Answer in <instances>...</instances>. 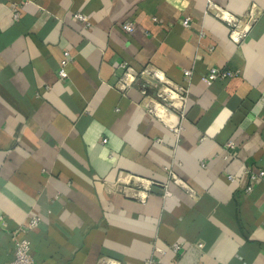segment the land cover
<instances>
[{"label":"crops","instance_id":"1","mask_svg":"<svg viewBox=\"0 0 264 264\" xmlns=\"http://www.w3.org/2000/svg\"><path fill=\"white\" fill-rule=\"evenodd\" d=\"M208 1L0 0V264L33 215L37 264H264V180L245 192L264 169V0H210L254 15L240 43ZM122 63L189 88L178 139L142 107L146 80L119 89ZM213 67L239 75L207 85ZM144 181V202L123 191Z\"/></svg>","mask_w":264,"mask_h":264},{"label":"built area","instance_id":"2","mask_svg":"<svg viewBox=\"0 0 264 264\" xmlns=\"http://www.w3.org/2000/svg\"><path fill=\"white\" fill-rule=\"evenodd\" d=\"M206 12L214 14L217 18L221 19L230 27V38L236 43H240L244 40L247 35L248 29L251 24L254 22V15H249L246 25H242V20L237 18L235 15L229 11L224 10L218 5L214 4L212 1H208ZM13 18L19 20L20 18V7L16 6L12 9ZM74 18L83 21L86 26H89L90 23L86 15L82 13L74 14ZM191 22L190 17H186L183 20V25L189 27ZM122 27L127 32H133L135 30V24L132 21H127L122 24ZM73 61V56L71 53L66 50L64 52V58L60 62L58 76L61 79H67L69 73L67 71V66ZM120 67L123 69V75L119 81L118 87L120 90L127 91L130 87L135 85L139 80L143 79L147 82L143 84L142 93L143 99L141 102L142 107L150 115L157 118L161 123H163L174 136L178 139L181 132L183 131L182 121L186 117L187 113V103L189 100V88L179 85L171 81L163 71L156 67H148L141 72L136 71L132 67L128 66L127 63H122ZM192 75L191 70H185L184 76L186 79H189ZM239 72H233L230 70H223L216 67L211 68L208 73L204 74L201 77V80L207 84L211 85L216 80H226L235 76H238ZM48 87H46L47 89ZM171 95V96H170ZM159 105L163 107L167 112H170L174 118L175 122H170L172 125L166 123L161 116H159L155 109ZM234 143L230 141L227 144V147L232 148ZM204 166V164H202ZM171 178L176 182L182 184V181L178 179L172 172H170ZM248 184L245 187V192L250 193L253 190L254 183L259 180H264V169L259 172H246ZM229 179L234 180V175H229ZM155 184L153 181H148V184L142 183L141 186L136 188L126 187L123 188V191L129 195L133 196L140 201L144 202L147 198L148 192L151 185ZM184 185V184H183ZM171 193L168 190H165V196H170ZM3 216L0 215V221H3ZM41 222L39 216L33 215L29 221L25 224L19 225L16 228V233L21 234V237L15 241L14 246V258L12 264H37L33 253H32V244L28 234L38 227ZM202 244H199V247H202ZM183 245L181 242H175L171 245V249L174 253H178L182 249ZM155 253H164L165 251L159 247L154 246ZM147 264H161L159 260L151 256L147 259ZM99 264H121L120 261L104 257L100 260Z\"/></svg>","mask_w":264,"mask_h":264},{"label":"bare ground","instance_id":"3","mask_svg":"<svg viewBox=\"0 0 264 264\" xmlns=\"http://www.w3.org/2000/svg\"><path fill=\"white\" fill-rule=\"evenodd\" d=\"M171 96V95H170ZM157 108L155 109V112L163 118V120L168 123L169 125H172L170 122H175L176 118L173 117V115L170 112H167L163 107L157 105ZM146 185L148 184L147 181H144Z\"/></svg>","mask_w":264,"mask_h":264}]
</instances>
